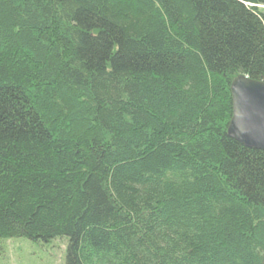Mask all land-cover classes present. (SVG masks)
I'll return each mask as SVG.
<instances>
[{"label": "trees", "instance_id": "16d2710c", "mask_svg": "<svg viewBox=\"0 0 264 264\" xmlns=\"http://www.w3.org/2000/svg\"><path fill=\"white\" fill-rule=\"evenodd\" d=\"M264 82V0H0V253L264 264V151L228 135Z\"/></svg>", "mask_w": 264, "mask_h": 264}, {"label": "water", "instance_id": "95a60500", "mask_svg": "<svg viewBox=\"0 0 264 264\" xmlns=\"http://www.w3.org/2000/svg\"><path fill=\"white\" fill-rule=\"evenodd\" d=\"M233 115L228 135L247 148L264 151V82L238 76L230 85Z\"/></svg>", "mask_w": 264, "mask_h": 264}, {"label": "rangeland", "instance_id": "374dc122", "mask_svg": "<svg viewBox=\"0 0 264 264\" xmlns=\"http://www.w3.org/2000/svg\"><path fill=\"white\" fill-rule=\"evenodd\" d=\"M68 238L49 243L9 240L0 253V264H66Z\"/></svg>", "mask_w": 264, "mask_h": 264}]
</instances>
